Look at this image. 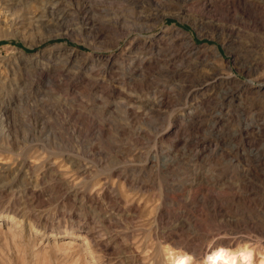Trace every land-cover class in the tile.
<instances>
[{
  "label": "rangeland",
  "instance_id": "374dc122",
  "mask_svg": "<svg viewBox=\"0 0 264 264\" xmlns=\"http://www.w3.org/2000/svg\"><path fill=\"white\" fill-rule=\"evenodd\" d=\"M245 248L260 264L264 0H0V264Z\"/></svg>",
  "mask_w": 264,
  "mask_h": 264
},
{
  "label": "bare ground",
  "instance_id": "6f19581e",
  "mask_svg": "<svg viewBox=\"0 0 264 264\" xmlns=\"http://www.w3.org/2000/svg\"><path fill=\"white\" fill-rule=\"evenodd\" d=\"M188 46L194 54L198 55L197 53L199 52V46L193 42L192 38L189 40ZM244 262L245 264H253L252 251L249 250L248 248L247 249L245 248L244 250L241 249L240 251H237V252L230 251V250L216 251L215 253L213 252L212 255L207 256V259H206L207 264H244ZM260 264H264V258L260 260Z\"/></svg>",
  "mask_w": 264,
  "mask_h": 264
}]
</instances>
